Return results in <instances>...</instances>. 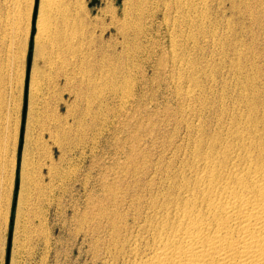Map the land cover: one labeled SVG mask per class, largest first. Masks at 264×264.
<instances>
[{
	"label": "rangeland",
	"instance_id": "1",
	"mask_svg": "<svg viewBox=\"0 0 264 264\" xmlns=\"http://www.w3.org/2000/svg\"><path fill=\"white\" fill-rule=\"evenodd\" d=\"M186 1L0 0V264H103L196 112L264 94V0Z\"/></svg>",
	"mask_w": 264,
	"mask_h": 264
},
{
	"label": "bare ground",
	"instance_id": "2",
	"mask_svg": "<svg viewBox=\"0 0 264 264\" xmlns=\"http://www.w3.org/2000/svg\"><path fill=\"white\" fill-rule=\"evenodd\" d=\"M253 91L233 100L225 120L209 123L195 111L185 152L168 158L159 177L147 176L135 230L112 233L103 264H264V94Z\"/></svg>",
	"mask_w": 264,
	"mask_h": 264
},
{
	"label": "water",
	"instance_id": "3",
	"mask_svg": "<svg viewBox=\"0 0 264 264\" xmlns=\"http://www.w3.org/2000/svg\"><path fill=\"white\" fill-rule=\"evenodd\" d=\"M35 17V11L33 13V20ZM30 57H31V51H29L28 53V58H27V71H26V80H25V90H26V86H27V76H28V70H29V66H30ZM26 107H27V103H26V91H25V96H24V101H23V107H22V125H21V132L23 130V123H24V118H25V114H26ZM20 149V146H19ZM16 187H17V182H16ZM8 250V248H7Z\"/></svg>",
	"mask_w": 264,
	"mask_h": 264
}]
</instances>
